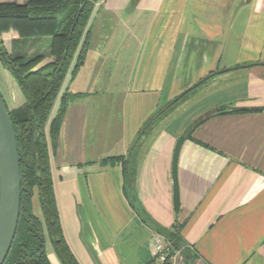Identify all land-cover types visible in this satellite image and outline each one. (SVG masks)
I'll use <instances>...</instances> for the list:
<instances>
[{"label": "crops", "instance_id": "obj_1", "mask_svg": "<svg viewBox=\"0 0 264 264\" xmlns=\"http://www.w3.org/2000/svg\"><path fill=\"white\" fill-rule=\"evenodd\" d=\"M50 40L2 36L13 56L43 55L38 66ZM81 46L49 157L78 263L170 264L154 244L172 239L179 264H264V0H96ZM0 95L9 111L25 101L1 62ZM45 252L61 264L50 241Z\"/></svg>", "mask_w": 264, "mask_h": 264}, {"label": "trees", "instance_id": "obj_2", "mask_svg": "<svg viewBox=\"0 0 264 264\" xmlns=\"http://www.w3.org/2000/svg\"><path fill=\"white\" fill-rule=\"evenodd\" d=\"M95 1L29 0L23 4L0 3V62L15 79L25 99L18 110L7 109L17 142L21 201L17 230L3 264H51L45 252L46 234L61 264H79L63 235L49 157L69 99L68 93L61 92V86L72 60L75 58L70 73L81 64L82 46L79 49V43ZM12 32L18 36L50 35L52 61L38 66L42 56L26 61L9 54L3 46L2 36ZM194 87L185 90L156 112L144 124L140 135L185 100ZM57 98V111L49 118ZM33 195L37 197L41 217L33 212ZM167 240L175 247L172 239Z\"/></svg>", "mask_w": 264, "mask_h": 264}, {"label": "water", "instance_id": "obj_3", "mask_svg": "<svg viewBox=\"0 0 264 264\" xmlns=\"http://www.w3.org/2000/svg\"><path fill=\"white\" fill-rule=\"evenodd\" d=\"M43 132V127L40 128ZM185 137H178L172 155L171 177L173 208H179L177 162ZM21 201V175L17 142L7 107L0 95V264L11 248L19 220Z\"/></svg>", "mask_w": 264, "mask_h": 264}, {"label": "built area", "instance_id": "obj_4", "mask_svg": "<svg viewBox=\"0 0 264 264\" xmlns=\"http://www.w3.org/2000/svg\"><path fill=\"white\" fill-rule=\"evenodd\" d=\"M154 255L161 263L179 264V251L167 239L160 240L154 244Z\"/></svg>", "mask_w": 264, "mask_h": 264}, {"label": "rangeland", "instance_id": "obj_5", "mask_svg": "<svg viewBox=\"0 0 264 264\" xmlns=\"http://www.w3.org/2000/svg\"><path fill=\"white\" fill-rule=\"evenodd\" d=\"M37 56H42V59H44V57H43V55H37ZM36 56V57H37ZM35 58V57H34ZM33 58V59H34ZM48 62H46L45 64H47ZM62 91H63V87H62ZM57 107H58V98L55 100V102L53 103V105H52V108H51V111H50V114H49V118H51L52 116H54V114L56 113V111H57ZM50 120V119H49ZM31 200H32V204H33V209H34V213L37 215V216H39V217H41V214H40V211H39V209H38V200H37V197H36V195H33L32 196V198H31ZM45 237H46V244L47 245H49V241H48V237H47V234L45 235ZM51 259V258H50Z\"/></svg>", "mask_w": 264, "mask_h": 264}]
</instances>
